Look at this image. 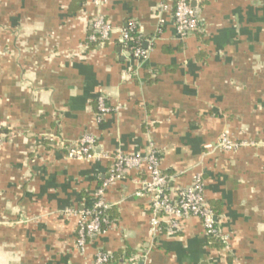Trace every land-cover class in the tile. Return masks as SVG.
Masks as SVG:
<instances>
[{"label": "crops", "instance_id": "crops-1", "mask_svg": "<svg viewBox=\"0 0 264 264\" xmlns=\"http://www.w3.org/2000/svg\"><path fill=\"white\" fill-rule=\"evenodd\" d=\"M162 2L107 0L112 39L86 47L91 0H0V264H94L100 250L117 264H264V0H190L202 30L183 40ZM129 21L151 44L142 65L119 44ZM99 96L114 108L102 120ZM222 133L247 144L219 150ZM84 134L96 156L68 157ZM151 144L170 187L203 174L227 245L196 216L151 234L146 172L129 170L106 191L114 225L78 248L111 156Z\"/></svg>", "mask_w": 264, "mask_h": 264}, {"label": "built area", "instance_id": "built-area-1", "mask_svg": "<svg viewBox=\"0 0 264 264\" xmlns=\"http://www.w3.org/2000/svg\"><path fill=\"white\" fill-rule=\"evenodd\" d=\"M107 0H91L96 12L90 20L92 29L88 36L89 42H95L103 46L112 39L113 26L106 19L102 11ZM162 7L171 9L170 0H163ZM173 19L176 33L179 39H186L191 34L201 31L198 10L195 9L190 0H176L173 7ZM140 28L135 21H129L127 27L121 31L119 41L127 47L130 38V31ZM143 35V34H142ZM139 36L136 46L130 47L133 58L142 65L150 52V45L141 43ZM151 42V41H150ZM152 43V42H151ZM89 47L88 42L86 47ZM98 119L102 120L104 115L114 108L107 103L105 96L97 98ZM4 133L0 130V149L4 141ZM247 144L244 141H237L229 134L222 133L216 142V148L223 151L237 150ZM66 149V155L70 158L88 159L96 156V138L91 134H84L70 144H62ZM112 165L109 174L103 184L95 191L94 201L90 208L80 211L77 246L84 250L90 239L105 232L114 225L108 215L111 209L105 198L106 191L117 179L126 176L129 170L146 172L145 178L140 180L142 190L136 192L137 196L147 195L150 198V233L158 235L163 231L175 234L182 230V222L192 216L199 217L209 237L217 238L223 245H227L228 237L225 235L217 221V215L209 205L205 196V182L201 172L194 175L193 183L190 186L170 187V177L165 174L160 166V152L151 144L148 153L144 155L126 154L118 150L111 156ZM65 215L75 213V210L68 208ZM135 258L130 259V264ZM94 264H117L114 254L108 250H100L96 254Z\"/></svg>", "mask_w": 264, "mask_h": 264}, {"label": "trees", "instance_id": "trees-1", "mask_svg": "<svg viewBox=\"0 0 264 264\" xmlns=\"http://www.w3.org/2000/svg\"><path fill=\"white\" fill-rule=\"evenodd\" d=\"M175 3H176V0H170V7H171V10L173 11V7H174V5H175ZM125 27H127V25L125 26ZM138 28H140L139 27V25H138ZM139 36L141 37V43L142 44H144L145 45V37L141 34V33H139V29L137 30V29H134L133 31H130V38H129V40H128V45H127V47H125L120 41H119V44L123 47V48H125V49H127L129 52H131L130 51V47H132V46H136L139 42H137V40H138V38H139ZM87 42H88V45H89V47L91 46V47H94L95 45H97V43H95V42H89L88 40H87ZM110 41H108L107 43H109ZM106 43V44H107ZM130 55L132 56V54L130 53ZM133 57V56H132ZM111 210V209H110ZM110 210L108 211V215H109V212H110ZM110 217V216H109ZM111 218V217H110ZM210 239V241H211V243H212V245L213 246H215V247H217V248H220V247H222L223 246V244H222V242L220 241V240H218L217 238H213V237H210L209 238ZM114 256H115V258H117V259H119V257L116 255V254H114ZM117 261V260H116ZM119 261V260H118Z\"/></svg>", "mask_w": 264, "mask_h": 264}, {"label": "water", "instance_id": "water-1", "mask_svg": "<svg viewBox=\"0 0 264 264\" xmlns=\"http://www.w3.org/2000/svg\"><path fill=\"white\" fill-rule=\"evenodd\" d=\"M205 264H207V262H205Z\"/></svg>", "mask_w": 264, "mask_h": 264}]
</instances>
